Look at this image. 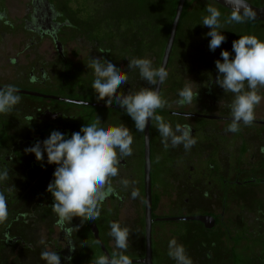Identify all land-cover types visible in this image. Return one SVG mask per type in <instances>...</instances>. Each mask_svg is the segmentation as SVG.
<instances>
[{
	"label": "flooded vegetation",
	"instance_id": "1",
	"mask_svg": "<svg viewBox=\"0 0 264 264\" xmlns=\"http://www.w3.org/2000/svg\"><path fill=\"white\" fill-rule=\"evenodd\" d=\"M73 1L29 0L25 17L16 19L11 17L9 0H0V88L15 85L21 96L10 114H0V173L8 172L7 179L0 181L8 208V218L0 224V264H46L41 259L44 250L60 254L61 264H91L95 257L114 251L113 238L108 235L111 222L129 229L125 254L133 264H144L146 259L145 132L137 131L134 121L115 101L109 106L97 100L92 89L94 70L87 65L99 58L128 72V83L118 89L121 95L144 87L156 89L157 84L141 79L138 69L130 71L129 59L147 58L154 68H160L167 43L157 65L148 44L150 36L139 35L133 13L129 29L122 30L119 25L111 29L100 13L103 0ZM143 26L148 32L147 25ZM138 36L144 41L139 42ZM170 64L171 58L159 93L167 105L156 114L173 129L177 123L189 125L196 143L188 151L182 145L165 149L155 122L150 125V158L152 146L156 156L154 164L151 159L153 264H176L168 255L172 239L179 244L189 242L184 244L187 255L200 257L193 264H264L263 221L251 230L252 237L245 236V244H236L244 248L243 254H234L225 243L199 242L202 235H212L227 219L255 216L264 220V199L258 195L264 188V109L256 106L251 126L241 123L240 131L227 132L233 94L215 83L217 69ZM33 76L36 83L31 82ZM186 85L197 99L179 106L178 92ZM97 116L103 127L130 128L133 154L121 158L119 175L111 181L113 194L100 205L95 221L81 223L74 217L71 224L60 226L51 207L54 198L47 191L57 166L47 163L46 153L41 162L25 149L43 142L52 131L70 138ZM153 165L157 169L154 184ZM122 180L129 182L127 188ZM133 189L140 193L136 199L131 195ZM211 219L214 225L209 228ZM180 222L196 226L183 231L164 228L167 223ZM65 229L70 230V236ZM157 231L163 235L159 244ZM250 244L258 250L252 256L245 253ZM223 247L227 258H217Z\"/></svg>",
	"mask_w": 264,
	"mask_h": 264
},
{
	"label": "clouds",
	"instance_id": "2",
	"mask_svg": "<svg viewBox=\"0 0 264 264\" xmlns=\"http://www.w3.org/2000/svg\"><path fill=\"white\" fill-rule=\"evenodd\" d=\"M207 15L202 18V25L211 29L206 36L211 37L209 49L215 51L226 40L218 29L223 28L220 21L221 12L212 5L206 6ZM252 16L241 15L235 10L227 19V23H243L245 18ZM2 18V17H0ZM232 51L234 58L227 50L221 52V59L215 61L218 76L215 83L225 93H232L233 99L230 108L231 123L226 128L227 132L240 131L241 123L251 126L255 120V108L264 99L259 94L264 89V41L253 35L240 36L233 41ZM94 70L95 79L92 89L98 101H106L107 105L115 104L125 109V112L135 123L138 132L144 133L149 120L155 122V127L162 137V143L167 149L169 146L176 148L183 146L188 151L196 143L193 138L192 128L189 125L177 123L175 128L156 114L157 109L164 108V100L154 88L144 87L138 92L129 91L121 95L118 89L128 83V72L119 70L110 60L104 61L93 58L87 65ZM128 68L138 69L142 80L148 84L156 85L166 80L168 72L165 68H154L152 61L147 58L129 59ZM32 83L37 78H31ZM247 84V90L245 85ZM19 89L15 85L0 88V114H10L21 101ZM179 106L191 105L197 96L190 86H185L178 92ZM101 119L82 126L80 131L73 132L66 138L60 131H52L50 136L37 141L34 146L25 149V152L35 154L37 161H43L47 154V163L57 167L53 173L54 179L48 184L47 191L51 193V204L54 214L58 217L57 224H71L74 217H79L81 223L95 221L99 217V207L107 197L113 194L112 179L119 175L118 165L121 158L133 154L134 137L130 128L125 125L103 127ZM8 177L7 170L0 173V181ZM121 184L127 188L129 182L122 180ZM132 198L136 199L140 193L133 189ZM8 218L6 198L0 192V224ZM70 236V230L65 229ZM114 241V251L110 255L95 257L91 264H133L125 253L129 247V229L121 227L119 222H111L108 233ZM44 243L43 240L40 241ZM75 246L71 250L75 251ZM168 255L176 264H193L187 255L186 249L176 239L168 244ZM41 259L46 264H61V256L55 251L44 250ZM70 259V258H69Z\"/></svg>",
	"mask_w": 264,
	"mask_h": 264
},
{
	"label": "rangeland",
	"instance_id": "3",
	"mask_svg": "<svg viewBox=\"0 0 264 264\" xmlns=\"http://www.w3.org/2000/svg\"><path fill=\"white\" fill-rule=\"evenodd\" d=\"M250 1L256 2L260 6L264 5V0ZM73 2L83 4V2L85 1L74 0ZM103 2L104 4L102 5V7L104 10H102L103 12L100 13H102L105 19V23H107V25H109L111 29H116L117 25H119L122 30H124L125 28L129 29V18H132V13L136 16V25H138L139 35L148 34V36H150V38L148 39V44L152 45V50L154 52L153 57L156 59L157 65L161 63L162 52L164 51V46L166 45L167 40L170 36L174 10L177 9H174V7L172 6V0H103ZM28 4L29 0H9L11 17L16 19L24 18L25 10L26 8H28ZM207 5H212L221 12L220 21L223 24V28L218 29V31H221L222 34L226 37L225 42L214 52L209 49V41L211 37L206 36V33L209 32L211 29L201 24L202 18L207 15ZM75 7L77 6L75 5ZM230 15L231 12H228L226 9L220 8V6L215 4L212 0H187L185 6V13L178 32L177 43L175 44V48L173 49L170 66L216 68L215 61L217 59L222 60V51H229L232 57L234 58L235 53L232 51V44L233 41L238 40L240 36L253 35L256 36L258 39L264 41V22L251 23L247 19H245V22L243 23H227L226 21ZM143 23L147 25L148 32L145 30ZM90 24L94 25L93 22H90ZM101 31L102 29H99L98 32L100 33ZM138 38L139 42L144 41L141 36H138ZM259 94L264 97V89H260ZM259 107L260 109H264V99L261 100ZM73 108L75 110H81V108ZM151 159L154 164V162L156 161V156L155 149L153 148V146ZM156 175L157 169L156 166L153 165V184L157 181ZM263 189L258 193L260 199L262 200L264 199ZM255 221L256 223H254ZM259 221L264 222V220L255 219V216H253V218L246 219H227L226 223L222 225L212 235H202L199 239V242H218L223 244L225 243L228 244V250L233 248L234 254H243L245 250L243 251L244 248L241 245L245 244V236L249 234L252 237L251 230L253 228L255 229L258 226ZM191 226L196 225L181 222L176 224L167 223L164 228L180 229L181 231H183ZM162 239L163 235L161 234V232L157 231L155 238L156 242L159 244L162 242ZM181 243L183 246L184 244H189V242L184 240H182ZM240 243V246H236V244L238 245ZM252 245L253 244L248 245L247 249L249 252L247 250L245 252L248 253L249 256H252L253 253L256 254L258 251L254 249V247H251ZM185 248H187V245ZM221 249L224 250L217 251L219 254V256L217 255V258H227L226 247H223ZM199 258H197L196 255H192L191 260L192 262H194Z\"/></svg>",
	"mask_w": 264,
	"mask_h": 264
},
{
	"label": "water",
	"instance_id": "4",
	"mask_svg": "<svg viewBox=\"0 0 264 264\" xmlns=\"http://www.w3.org/2000/svg\"><path fill=\"white\" fill-rule=\"evenodd\" d=\"M187 0H179L177 4V9L175 12V17L171 26L170 36L167 41L162 66L167 69L169 65V61L172 55V51L175 45V41L177 38L179 26L181 23V19L184 13V7ZM218 6L226 9L229 12H233L238 10L240 14L243 16L247 13L248 16H252L251 20L264 22V6L257 7L252 5L247 0H212ZM247 18V17H246ZM162 83H158L155 90L160 93ZM150 125L151 120H149L148 126L145 130V144H146V152H145V186H146V259L143 261L144 264H153L152 257V193H151V158H150ZM174 220V219H173ZM196 220L206 221V219L196 218ZM211 223L207 225V227L211 228L214 225V219L210 220ZM97 233V232H96Z\"/></svg>",
	"mask_w": 264,
	"mask_h": 264
},
{
	"label": "trees",
	"instance_id": "5",
	"mask_svg": "<svg viewBox=\"0 0 264 264\" xmlns=\"http://www.w3.org/2000/svg\"><path fill=\"white\" fill-rule=\"evenodd\" d=\"M178 2V0H172V2H171V4H172V6L174 7V9L175 8H177V3ZM251 3L253 4V5H255V6H257V7H260V5L258 4V3H256V2H253V1H251ZM185 6H186V4H185ZM220 8H222V7H220ZM224 9V8H223ZM175 12H176V9L174 10V15H173V20H174V17H175ZM229 12V11H228ZM184 13H185V7H184ZM184 13H183V16H184ZM183 16H182V19H181V22H182V20H183ZM245 19H247L249 22H251V23H261V22H259V21H254V20H251V19H248V18H245ZM180 25H181V23H180ZM179 29H180V26H179ZM178 32H179V30H178ZM178 35V34H177Z\"/></svg>",
	"mask_w": 264,
	"mask_h": 264
}]
</instances>
